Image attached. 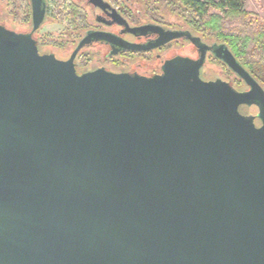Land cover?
Returning <instances> with one entry per match:
<instances>
[{
	"label": "water",
	"instance_id": "1",
	"mask_svg": "<svg viewBox=\"0 0 264 264\" xmlns=\"http://www.w3.org/2000/svg\"><path fill=\"white\" fill-rule=\"evenodd\" d=\"M130 30L157 37L92 31L60 60L0 26V264H264V88L223 43L215 57L249 89L200 79L198 36L197 60L157 75L76 72L93 41L190 36ZM253 102L259 127L238 109Z\"/></svg>",
	"mask_w": 264,
	"mask_h": 264
},
{
	"label": "flooded vegetation",
	"instance_id": "2",
	"mask_svg": "<svg viewBox=\"0 0 264 264\" xmlns=\"http://www.w3.org/2000/svg\"><path fill=\"white\" fill-rule=\"evenodd\" d=\"M125 1L127 0H100L103 5L100 6L90 0H41V7H44V15L40 24L34 28L31 0H0V26L17 34L29 35L36 42L37 49L40 53L53 54L60 60H68L81 38L92 31L107 32L131 44L147 45L152 43L157 37L156 33L133 32L130 30L131 28L144 24H157L165 29H178L190 32V36L183 34L181 37L172 41L184 40L190 43L195 47L197 54L196 57L184 54L163 56L161 51H164L166 46L172 41L155 48L132 50L128 48H119L109 42L97 40L82 46L75 54L72 61L76 72L79 74L102 68L115 73H128L150 77L160 74L171 62L185 64L189 60L198 59V50L194 41L191 39V36L194 37L196 35L192 34L190 30L170 28L158 21L136 22L134 19L131 20L132 13L126 8ZM83 6L90 9L89 15L93 20L91 24L87 22L89 16L87 11L83 9ZM112 14L118 15L117 19L119 22L114 20ZM48 18H50L52 22L56 21L57 24L61 25V29L57 31L59 33L57 38L52 37L50 35L51 32L39 34ZM9 20L13 21L14 26H9L6 23ZM82 29L83 33H80ZM65 42H67V44ZM201 42L205 44L207 48L205 50L204 62L197 76L206 81L225 82L238 92L248 90L249 86L222 60L215 57L213 49L222 43L214 40L209 41L208 39H201ZM93 45H100L107 48V52L96 63H90L92 60L91 56L83 54L85 48ZM63 51L67 52L64 53ZM209 57H212L214 60L226 66L228 70L236 76L238 81H232L221 76H216L214 78L205 77L202 74V68ZM238 109L244 116L252 118L255 126L259 127L263 124L257 103H241ZM246 109H253L254 111H247Z\"/></svg>",
	"mask_w": 264,
	"mask_h": 264
},
{
	"label": "trees",
	"instance_id": "3",
	"mask_svg": "<svg viewBox=\"0 0 264 264\" xmlns=\"http://www.w3.org/2000/svg\"><path fill=\"white\" fill-rule=\"evenodd\" d=\"M138 1L155 21L164 22L168 12L181 19L185 27L182 29L190 30L200 39L225 44L264 87V17L248 11L245 0Z\"/></svg>",
	"mask_w": 264,
	"mask_h": 264
},
{
	"label": "rangeland",
	"instance_id": "4",
	"mask_svg": "<svg viewBox=\"0 0 264 264\" xmlns=\"http://www.w3.org/2000/svg\"><path fill=\"white\" fill-rule=\"evenodd\" d=\"M125 6L132 13L131 20L134 19L136 20V22H147L151 20L155 21L151 19L152 16L146 11L144 4L141 1L127 0L125 1ZM244 6L248 11H251L260 17H264V0H245ZM83 9L87 11L88 16H89V19H87V22L91 24L93 20L91 19V16L89 15L90 9L85 6H83ZM6 23L9 26H14L12 20L7 21ZM160 23L170 28H181V27L185 28L182 26L183 24L180 18L168 12H166L164 16V22H160ZM60 29H61V25L57 24L56 21L52 22V20L48 18V20L46 21V24L44 25L43 29H41L39 34L44 33V32H51L50 35L54 38H57L59 35L57 31H59ZM80 33H83V29L80 30ZM208 40L212 41L213 39H208ZM65 43L67 44V42ZM63 52L66 53L67 51H63ZM106 52H107V48L104 46H100V45H93L83 50V54L87 56H91L92 60L90 61V63H96L97 61H99ZM161 54L163 56H170L174 54H184V55H189L192 57H196L197 55L195 47L191 45L190 43L185 42L184 40H177V41L170 42L166 46L164 51H161ZM202 74L208 78H214L216 76H221L223 78H227L232 81L234 80L236 82L238 81L236 79V76L230 70H228L226 66L214 60L212 57H209L206 63L204 64L202 68ZM246 110L254 111L253 109H246Z\"/></svg>",
	"mask_w": 264,
	"mask_h": 264
}]
</instances>
